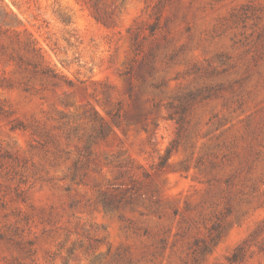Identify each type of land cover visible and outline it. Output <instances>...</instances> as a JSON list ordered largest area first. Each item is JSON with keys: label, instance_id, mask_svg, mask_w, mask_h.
<instances>
[{"label": "rangeland", "instance_id": "1", "mask_svg": "<svg viewBox=\"0 0 264 264\" xmlns=\"http://www.w3.org/2000/svg\"><path fill=\"white\" fill-rule=\"evenodd\" d=\"M0 264H264V0H0Z\"/></svg>", "mask_w": 264, "mask_h": 264}]
</instances>
